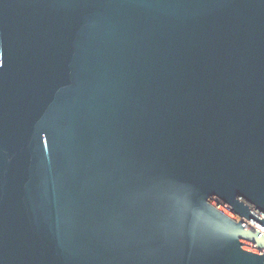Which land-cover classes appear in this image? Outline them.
<instances>
[{"label":"water","instance_id":"1","mask_svg":"<svg viewBox=\"0 0 264 264\" xmlns=\"http://www.w3.org/2000/svg\"><path fill=\"white\" fill-rule=\"evenodd\" d=\"M264 0H0V264H264Z\"/></svg>","mask_w":264,"mask_h":264},{"label":"built area","instance_id":"2","mask_svg":"<svg viewBox=\"0 0 264 264\" xmlns=\"http://www.w3.org/2000/svg\"><path fill=\"white\" fill-rule=\"evenodd\" d=\"M248 225L252 227L253 229L258 230L260 233L264 235V230L261 229L258 225L254 224L253 222L248 221Z\"/></svg>","mask_w":264,"mask_h":264}]
</instances>
